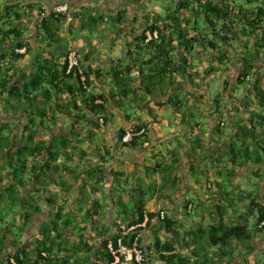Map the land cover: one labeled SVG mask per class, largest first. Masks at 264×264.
Returning a JSON list of instances; mask_svg holds the SVG:
<instances>
[{"label": "trees", "instance_id": "obj_1", "mask_svg": "<svg viewBox=\"0 0 264 264\" xmlns=\"http://www.w3.org/2000/svg\"><path fill=\"white\" fill-rule=\"evenodd\" d=\"M168 1H173V5L166 15L151 17L148 14L144 31L135 35L132 43H127L119 62L111 59L108 67L104 66L106 69H102L104 67L100 63H90L91 54L74 50L63 51L57 57L51 54L43 58V53H48L44 50L34 64L16 68V63L34 52L22 26L29 27L34 23L41 42H48L50 46L63 44L60 30L67 23L70 13L48 11L41 4H28L22 8L17 4L6 5L0 11V101L4 108L0 110V206L4 204L0 221H11V224L5 222V227L0 225V264L61 263L55 248L59 251L65 248L64 235L68 226L74 223L73 216H66L65 229L60 230L62 210L55 211V220L40 229L42 239L35 243L23 244L17 238L13 240L11 233L12 228H17L19 234L16 233V236H22L21 232L41 212L38 200L22 197L19 187L26 186V176H35L38 181L40 175L46 173L62 178L59 174L61 167L67 173H74L77 171L73 165L76 156H88L85 145L79 144L82 139L77 137L83 120L89 123L93 136L98 134L102 122H113L117 117L116 111H119L128 122L137 121L131 128L124 126L119 130L121 145L129 149L144 146L149 140L150 124L159 122L156 108L171 104L178 113H182L183 123L192 120L196 115L187 113L189 106L182 110V106L188 103L186 98L201 101L196 92L201 90L208 76L232 69L238 54L242 56L237 62L240 71L235 86L249 83L253 74L255 77L253 84L244 89L248 98H244L242 104L237 103L235 86L231 87L229 80L214 99L211 118H219L214 134L222 136L224 126L227 130L236 128L238 134L232 141L219 145V149L225 152L213 162L218 165L221 177L226 173L230 178L231 185L235 177L245 175L241 173L244 168H247L246 173L249 170L254 172L261 179V185L264 184L263 167L253 168L264 163V140L262 143L256 141L257 131L264 129V0ZM125 21L126 11L112 17L101 14L81 18L82 25L86 23L89 32L97 30L104 38L105 34L123 26ZM23 49L24 53L18 52ZM148 52L155 54L146 59ZM71 55L77 60L72 68ZM206 57L210 65L205 69L200 84L197 78L200 66L194 62L201 64ZM138 68L139 76H133ZM169 88L172 94L168 92ZM165 97H168L166 102L159 101ZM230 105L237 110L244 106V111L240 113L246 112L244 114L248 117L240 114L238 119L232 118L234 125L231 126V119L226 113ZM253 105L259 106L261 112L250 111ZM146 110L151 117L147 122L137 116L138 111ZM5 131H8L7 136ZM128 133L132 134V139L124 142L123 138ZM194 143L200 149L205 147L199 137ZM79 149L81 152L77 154L75 151ZM171 153L177 154L178 151ZM30 158L35 162L32 163ZM158 166L162 164L158 163ZM173 168V164L165 165L160 171L167 174ZM149 170L157 171L156 167ZM94 175H99L93 184L97 191V186L104 184L103 166L88 164L83 172L77 173L76 178L85 180ZM163 178L168 183H163L161 187L175 186L173 179L169 183L165 179L167 177L163 175ZM223 179L222 183L207 180L206 186L215 183L219 187L215 192L206 189L210 193L207 198L204 186L199 190L201 194H198L199 191L196 193L200 202L198 208H204L206 204L202 203L211 201L210 207L207 206L209 210L204 208L196 213L198 217H204L203 221L209 218L206 224L192 218L195 206L186 199L184 208L188 211L187 220L192 223L189 228L185 226L188 221L181 210L176 212L177 215L169 208L148 210L151 192L139 183L134 191L137 193L135 202L119 205L124 223H116L115 234L103 241L97 255L98 262L114 263L108 243L111 240L117 242L121 236L120 226L127 225L129 228L137 226L124 242L132 245L138 237V245L145 253L142 264H152L153 260L162 264H263L264 258H253L259 253L258 243L262 240L259 237L264 233L263 193L259 191L254 195L253 191L244 190L247 194L238 200L242 204L245 199H250V205L237 207L232 202L229 206L224 205L223 202L230 198V192L225 189L226 177ZM203 182L201 176L195 177V184ZM47 203L52 204L53 201L47 200ZM94 204L95 211L99 210L97 206L100 204ZM18 214L22 215V221L16 225L11 218ZM250 219L255 220L253 228H250ZM149 229H154L153 243L145 246L142 231ZM160 234H166V237L163 239ZM10 244L18 246V249L11 251ZM81 246L94 248L85 242H81ZM118 264H124V261Z\"/></svg>", "mask_w": 264, "mask_h": 264}, {"label": "crops", "instance_id": "obj_2", "mask_svg": "<svg viewBox=\"0 0 264 264\" xmlns=\"http://www.w3.org/2000/svg\"><path fill=\"white\" fill-rule=\"evenodd\" d=\"M7 3V4H6ZM17 4L20 8L28 4H41L48 11L52 10L57 5L67 4L70 8L69 18L67 23L60 30V35L64 38L63 44H54L50 46L48 42H41L37 38V29L36 25L33 23L29 27L23 25L22 28L26 32V40L29 45H32L34 52L30 53L25 60H22L17 64L16 68H22L24 65L34 64L37 57L45 50L48 53H43V58L50 57L51 54L55 57L61 55L63 51L74 50V51H83V54H91L90 63H100L103 67L109 65L111 59H114V62H119V57L122 56V53L125 51L127 43L133 42V37L141 34L147 25L146 16L149 14L151 17L165 16L173 5V1L168 0H0V5L2 9L6 5ZM120 11H126V21L123 26L119 29L105 34V38L110 43L111 42V54H106L105 59L97 58L96 44L92 43L85 37L88 34V26L85 23V26L82 25L81 18L88 17L90 15L100 16L101 14L116 16ZM120 29H124V33ZM78 30L81 31L83 35L82 41H77ZM107 42V44H108ZM94 47V48H93ZM135 47V46H133ZM19 53H24L25 50H18ZM252 53V52H251ZM142 54V53H141ZM152 54L155 52H148L146 59H149ZM83 56V55H82ZM241 54L237 55V62L241 61ZM94 59L96 61H94ZM234 67L224 73L220 72L218 74H213L208 76L205 83L202 85L201 90L196 92L197 96H201V101L196 100L193 97H187L188 101L185 104V107L182 106V110L186 109V106H189L187 113L195 114V118L192 120H186L183 123V115L181 112H177L173 105L167 104L163 108H156L157 114L159 115L158 123H151L149 127V140L146 145L139 146L134 149L125 148L121 145L119 141V130L127 126L131 128L134 123L137 121H127L124 114L116 111L117 117L111 123L100 124V132L102 134V139L100 141L103 144L104 149L98 150V156H94L93 159L97 161H90L91 159L86 158L89 164L99 165L104 167V184L97 186L99 190L93 188V184L99 175L91 176L90 178H76L79 171L78 168L86 169L84 164L85 158L76 156L74 160V166L76 170L74 173H67L61 167L59 174L62 175V178L59 176L54 177V174H42L40 175V180H36L35 176L28 174L26 176L27 184L26 186L19 187L23 198L29 200H38L41 212L36 214V217L33 223L27 227L25 231L21 232L22 236H16L19 231L17 228H12L13 232L11 237L13 240L27 243H35L36 240L42 239L40 235V229L52 221L51 216L55 215V211H61L64 207H68L70 204V212L65 215V210L61 213V219L66 216L74 217V223L68 226V229L64 235L65 243L64 249L58 250L55 248L56 253L59 258H61V263L64 264L63 260L68 262L67 264H105L98 262L97 255L103 241L110 235L115 234L116 223H124V217L120 212V206L117 207L118 201L122 200L125 204H131L135 202L136 195L135 189L138 188L140 179H148L149 175L147 171L149 168L156 167L158 173L163 180V175L165 173L160 171L161 167L165 165L173 164L174 168L170 171L172 173V179H174V187L172 185H167L165 188L160 187L161 183L157 178L155 181L158 182L157 195L151 196V199L148 201L147 209L150 211H158L159 209L169 208L170 212L174 215L184 207L186 199H188V194L190 190H193L197 193L202 186H206L207 180L218 181L222 183L224 181L223 177L219 175V168L213 160L220 157L221 153H224V149H219V145L223 142H229L233 140L238 132L236 128L226 129L224 126V134L222 136L215 135L217 124V119L211 118L212 112H214L212 106L214 104V99L218 93H215L212 90V83L215 79H219L216 84L220 89L224 86L225 82L233 78V74L240 71L238 68V63ZM210 65L208 57L204 59V62L201 63L200 67V77L198 80L204 77V71ZM106 67V68H107ZM105 67L102 69H106ZM145 70V68H144ZM139 68L135 69L133 76H139ZM239 73V72H238ZM214 79V80H213ZM214 90H216L214 88ZM168 92L172 94L171 89H168ZM213 94H216L215 96ZM214 96V97H213ZM252 95V99H254ZM248 98L247 92L243 95V99ZM168 97L159 99L160 102H166ZM239 100V99H238ZM135 107L136 105L133 104ZM152 106L154 104H151ZM235 107L239 108V105ZM172 108L175 112V120L172 122L171 118L166 115L167 109ZM244 106L241 110H237L233 105H230L225 111L229 120L231 121V126L234 125L232 118L238 119L240 117V111H244ZM250 111H255L254 113L258 114L261 112V109L257 105H253L250 108ZM248 117V114H244ZM137 116H141L143 121H149V112L138 111ZM166 126V127H165ZM164 127V128H163ZM162 129V131H159ZM264 129H259L257 131L256 141L264 140ZM97 135V136H98ZM199 137L203 140L205 147L200 149L195 146V139ZM100 138V137H99ZM100 140V139H99ZM112 142V147L114 149L113 153H109V149L106 143ZM95 142H93L94 144ZM172 146L168 147V144ZM87 144V143H86ZM93 144L92 147L94 146ZM182 145V146H180ZM176 146V147H175ZM179 146V147H178ZM86 148V145H85ZM178 148V149H177ZM94 148H92L93 153ZM100 151V152H99ZM171 151H178L177 154H172ZM77 154L80 153L79 150L75 151ZM171 153V154H170ZM263 154V152L261 151ZM76 154V155H77ZM106 154V156H105ZM195 155V156H194ZM227 159V157H226ZM32 163L35 162L33 158H30ZM158 163L162 164L161 167L158 166ZM63 166V164H60ZM197 166L198 169L193 171V166ZM261 165V164H260ZM252 166V165H250ZM259 167H264V163L261 166H254L253 168L258 169ZM247 168H244L242 175L246 173ZM168 175V174H167ZM166 175V176H167ZM193 176L194 184L190 181V176ZM201 176L203 183L201 185L195 184V177ZM169 176H167L168 178ZM242 176L235 177L233 181L234 189H238L239 183ZM181 179L176 182V179ZM61 181H60V180ZM66 183V184H65ZM166 184V183H165ZM214 184V185H213ZM264 185V184H263ZM118 189H114V188ZM207 189H212L215 192L216 188H219L215 183L209 184L206 186ZM235 191V190H234ZM263 196L261 202L264 204V189L262 190ZM102 195V197H101ZM104 195H111L112 199H115L117 195V200H114L113 207H107L104 211L100 212L101 206L97 207L99 210L95 211L94 203L102 200ZM162 195L165 197L158 198ZM199 198V195L197 196ZM208 197V196H207ZM206 197V198H207ZM220 199L221 195H217ZM205 198V199H206ZM160 199V200H159ZM47 200H52V204H48ZM100 204V203H99ZM170 206V207H169ZM4 204L0 206V212L2 211ZM109 210V212H108ZM177 215V214H176ZM182 217V214H180ZM11 220L15 222L16 225H19L22 221V215H14ZM148 217L146 216V221ZM146 221L143 226L146 225ZM8 222V221H5ZM11 222V221H9ZM2 224V222L0 221ZM63 223V222H62ZM100 224L111 225V229L106 231V227L100 228ZM2 226V225H1ZM85 231H83V229ZM108 228V227H107ZM154 229L143 230L142 239L145 246H150L153 243L152 236ZM86 241V242H85ZM58 243L60 240L57 241ZM81 242L88 243L92 248H84L81 246ZM258 250L264 249V240H261L259 243ZM10 250L18 249V246L10 244ZM59 251V252H57ZM69 257V259H68ZM156 264H162L161 262H155ZM113 264H117L114 262ZM124 264H134V263H124Z\"/></svg>", "mask_w": 264, "mask_h": 264}, {"label": "rangeland", "instance_id": "obj_3", "mask_svg": "<svg viewBox=\"0 0 264 264\" xmlns=\"http://www.w3.org/2000/svg\"><path fill=\"white\" fill-rule=\"evenodd\" d=\"M7 4V3H6ZM2 8V6L0 5V9ZM106 25H107V23H106ZM85 37L87 38V39H89V41H91L92 43H94V44H96V48H94V50L96 51V56H98V57H107V55L106 54H111V52H112V48H111V42L109 43L108 41H107V39L106 38H104V36H102L101 34H100V32H98L97 30H95V31H92V32H88V34L87 35H85ZM83 40V35L81 34V31L80 30H78V34H77V41H82ZM107 42H108V44H107ZM195 60H197V59H195ZM194 64H196L197 66L199 65H201L200 63L198 64L197 63V61H195L194 62ZM201 67V66H200ZM199 67V68H200ZM237 75H238V72L235 74H233V78H231V79H229V81L231 82V87L232 86H235V84H236V77H237ZM253 77H252V79H251V81L249 82V83H243V84H239V85H236L235 86V91H236V97L239 99L238 101H237V103L238 104H242V99H243V95L245 94L244 93V89L246 88V87H250L252 84H253V81H254V77H255V74H253L252 75ZM198 77H200V75L199 76H197V78ZM199 79V78H198ZM214 80V79H213ZM199 82H200V84H202V79H200L199 80ZM219 82V79H215L214 80V82L212 83V90H213V92L215 93V91L218 93V91H219V87L216 85V84H214V83H218ZM214 88L216 89V90H214ZM95 91V90H94ZM158 93V92H157ZM214 96L216 95V94H213ZM213 96V97H214ZM2 103H1V101H0V110L1 111H3V106L1 105ZM6 109V108H5ZM246 113V112H245ZM166 115L167 116H169L170 118H171V120H172V122L175 120V117H176V115H175V112H174V110L172 109V108H169V109H167V112H166ZM13 116V115H12ZM11 116V117H12ZM147 118H149V119H151V117L149 116H147ZM228 118V117H227ZM158 125L159 126H161L162 127V125L160 124V123H158ZM166 127V126H165ZM164 128V127H163ZM79 130H80V134L79 135H77V137L79 138H81L82 140L81 141H79V144L80 145H82V144H84V145H86V153H88V156L87 157H85V161H84V164L85 165H88L89 163L86 161L87 159L86 158H88V159H91L90 161H97L96 159H93L94 158V156L96 155V156H98L99 154H98V150H103L104 149V147H103V144H101L100 143V141H101V139H102V134H93V136H92V134L90 133V126H89V123L86 121V120H83L81 123H80V126H79ZM159 131H162V129H159ZM100 131H98V133H99ZM7 134H8V131H5V133H4V135L5 136H7ZM100 137V138H99ZM100 139V140H99ZM93 142H95L94 144H93ZM87 143V144H86ZM91 144H93L94 146L92 147V145ZM107 144V146H108V149H109V153L110 154H112L113 153V151H114V149H113V147H112V142H108V143H106ZM170 146V148L172 147L171 145H170V143L168 144V147ZM176 147V146H175ZM92 148H94V151H93V153H91L92 152ZM79 152H81V149H79ZM100 152V151H99ZM83 155V154H82ZM81 155V156H82ZM105 156H106V154H105ZM195 156V155H194ZM169 165H172V163H170ZM83 168V167H82ZM82 168H78L77 170L79 171V172H83L84 171V169H82ZM196 169H198V167L196 166ZM263 169V171H264V167L262 168ZM242 173V172H241ZM147 174L149 175V177H148V179H146L145 177L144 178H142L141 177V179H140V184H142L143 185V188L144 189H147L149 192H151V196H154V195H152V193L153 194H156L157 195V192L155 191V190H157L158 189V182L157 181H155V178H157L158 177V179H159V181L162 183H168L167 181H165V180H161V176L158 174V173H154L153 171H151V170H149V171H147ZM168 174V175H167ZM167 174H165V177H167V176H169L168 178H165L166 180H168L169 181V183L172 181V173H170V172H168ZM167 175V176H166ZM226 177V181H225V189L227 190V191H229L230 192V195H229V197L230 198H227V201H224L223 202V204L224 205H227V206H229V203L230 202H232V204L233 203H235V206H239V207H242V204H246V206H248V205H250L251 204V201H250V199H245L244 200V202L241 204L240 202H239V200L238 199H240V197H242V196H245L247 193H245L244 192V190L245 191H253V194L254 195H256V194H258V192L260 191H262V188L264 187V185H261V179L260 178H258L257 177V175H255V173L254 172H251V170H249V171H247V173H245V175L244 176H242L241 177V181H240V183H239V186H238V189L236 190V189H234V186L233 185H231V182H230V178L228 179L227 177V175H226V173H225V175H224V177L223 178H225ZM60 180V179H59ZM174 180V179H173ZM61 181V180H60ZM176 181H180L179 179H176ZM190 181L192 182V185L194 184V179H193V176L191 175L190 176ZM163 183L160 185V187L163 185ZM151 187V188H150ZM204 188H205V192H204V195H205V197L207 196V195H210V193L208 192V190H206L207 188H206V186H204ZM114 189H118V188H114ZM233 190H235V191H233ZM137 193L135 192V195H136ZM198 194H201L200 193V191H199V193ZM198 194H196L193 190H190V192H189V194H188V199L189 200H191L192 201V203L194 204V206H195V209L193 210V219H195V220H198L199 222H204L205 224L208 222V219H205V221H203V218L204 217H198L197 215H196V213H198L199 211L201 212V210L202 209H204V208H208V207H210V204H211V201L210 202H206V203H202L203 205H205L206 204V206L204 207V208H202V209H200V208H198L197 206H198V204L200 203L199 202V198L197 197L198 196ZM261 194H262V192H261ZM101 197H102V195H101ZM115 197V199H112V197H111V195H104L103 196V199L102 200H98L99 202L98 203H100V206H101V208H100V212H102V211H104V209L106 208V206L107 207H113L114 206V200L116 201L117 200V195H115L114 196ZM203 199V198H202ZM229 200H231V201H229ZM122 204H125L124 203V201H122V200H120V201H118V203H117V207H119V205H122ZM94 206H96L95 204H94ZM208 206V207H207ZM98 207V206H97ZM170 207V206H169ZM107 209V208H106ZM63 210H65V215H67V214H69V212H70V204H68V207H64V209H62V211ZM180 210H181V212H182V214H183V216H184V219H186V221H188L187 220V216H188V211L184 208V207H182V208H180ZM208 210H209V208H208ZM108 212H109V210H108ZM171 214V213H170ZM51 218H52V220H55V215H52L51 216ZM66 218V217H65ZM65 218L63 217L62 219H60V221H59V224H60V230H64L65 229V226H64V223H65ZM8 219V218H7ZM10 220H8V222H9ZM2 222V221H1ZM63 222V223H62ZM10 223V222H9ZM11 224V223H10ZM0 225H2V226H4L5 227V222H2V224L0 223ZM254 225H255V220H253V219H250V228H253L254 227ZM100 226V228H104V227H106V231H108L109 229H111V225H108V224H100L99 225ZM185 226H187L188 228L190 227V226H192V223L190 222V221H188L187 222V224L185 225ZM161 235V237L164 239V237H166V234H160ZM259 238H261L262 240H264V233L262 234V235H260V237ZM86 242V241H85ZM264 248V247H263ZM253 258H257V259H261V258H264V249H261V251H259V253L257 254V255H255ZM263 264H264V261L262 262ZM152 264H156V263H154V260H153V263Z\"/></svg>", "mask_w": 264, "mask_h": 264}, {"label": "built area", "instance_id": "obj_4", "mask_svg": "<svg viewBox=\"0 0 264 264\" xmlns=\"http://www.w3.org/2000/svg\"><path fill=\"white\" fill-rule=\"evenodd\" d=\"M69 7L67 5H59L54 7L53 12L55 13H67ZM71 68L77 64V60L74 55L70 57ZM132 139V134L128 133L124 138V142H129ZM137 226L128 227L127 225H121V236L118 237L117 242L113 240L108 243V251L114 257L115 262L119 263L124 261L125 263H136L142 264L145 262V253L142 248L138 245V237L135 238L132 245L125 244L124 240L130 233L135 230Z\"/></svg>", "mask_w": 264, "mask_h": 264}, {"label": "clouds", "instance_id": "obj_5", "mask_svg": "<svg viewBox=\"0 0 264 264\" xmlns=\"http://www.w3.org/2000/svg\"><path fill=\"white\" fill-rule=\"evenodd\" d=\"M65 5H67V4H65ZM59 6V5H58ZM68 6V5H67ZM56 7V6H55ZM69 7V6H68ZM54 8H52V10H53ZM70 9V8H69ZM115 262V261H114ZM119 263H121V262H119ZM125 263V262H124ZM118 264V263H117Z\"/></svg>", "mask_w": 264, "mask_h": 264}]
</instances>
